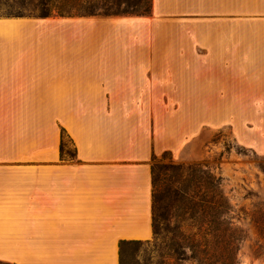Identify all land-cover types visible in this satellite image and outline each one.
<instances>
[{"label":"crops","instance_id":"crops-1","mask_svg":"<svg viewBox=\"0 0 264 264\" xmlns=\"http://www.w3.org/2000/svg\"><path fill=\"white\" fill-rule=\"evenodd\" d=\"M238 71H264V0L0 15V259L120 264L122 239L154 236L152 164L180 133L173 106L219 103Z\"/></svg>","mask_w":264,"mask_h":264},{"label":"rangeland","instance_id":"rangeland-1","mask_svg":"<svg viewBox=\"0 0 264 264\" xmlns=\"http://www.w3.org/2000/svg\"><path fill=\"white\" fill-rule=\"evenodd\" d=\"M150 1L85 0L80 4L101 9L98 14H109L102 5L119 9L117 14H137L144 13ZM0 13L37 12L31 10L29 0H0ZM232 84L234 87L219 91V103L173 106L181 108L180 133L174 131L170 138L173 148L156 154L153 163L161 184L168 178L174 183L183 181L191 194L203 193L196 185L200 177L195 176L201 172L188 175L180 169L165 170L163 165L196 163L220 177L230 204L227 219L238 229L237 264H264V71H238ZM66 144L73 150L70 139ZM175 223L171 220L170 226ZM164 235V241L154 236L125 245L122 264L170 263L166 244L171 233L164 231Z\"/></svg>","mask_w":264,"mask_h":264},{"label":"trees","instance_id":"trees-1","mask_svg":"<svg viewBox=\"0 0 264 264\" xmlns=\"http://www.w3.org/2000/svg\"><path fill=\"white\" fill-rule=\"evenodd\" d=\"M83 1L85 0H29V5L32 11L37 12L33 15L38 16L101 13V9L80 4ZM22 3L25 5L24 1ZM102 8L109 14H117L120 11L111 9V6L102 5ZM151 11L152 0L144 13L137 14H149ZM4 14L0 13V15ZM67 138L72 141L73 150L67 149ZM76 154L73 138L66 128L62 127V158L72 159L76 157ZM163 166L165 170L180 169L188 175L200 171L201 175H195L196 178L200 177L197 179L196 185L200 191H203L202 194H191L188 184L183 181L174 183L169 178L161 184L159 175H156L155 164H152L154 236L157 240L164 241V231L171 233L166 244L170 250L167 256L171 261L167 264H180L181 261H195L197 264H237L238 229L227 219L230 204L223 192L220 177L196 163ZM173 219L176 223L174 226H170ZM140 241L142 239H122L120 241V264H122L125 245ZM0 263L16 264L2 259H0Z\"/></svg>","mask_w":264,"mask_h":264}]
</instances>
